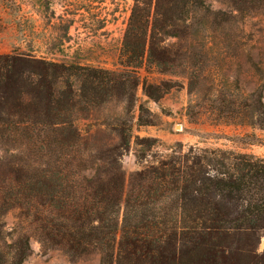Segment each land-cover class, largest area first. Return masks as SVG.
I'll return each instance as SVG.
<instances>
[{
    "label": "trees",
    "instance_id": "1",
    "mask_svg": "<svg viewBox=\"0 0 264 264\" xmlns=\"http://www.w3.org/2000/svg\"><path fill=\"white\" fill-rule=\"evenodd\" d=\"M200 2L170 0L178 9L176 16L158 4L154 34L167 32ZM149 14L133 13L119 71L31 53H0V147L18 143L23 145L19 155H26V162L17 165L19 155L9 159L0 148V167L10 170L2 205L12 198L26 202L29 210L35 207L43 241H52L73 259L99 251L100 264H264V249L259 250L264 158L233 148L181 146L127 176L121 156L134 138L130 123L113 126L119 140L103 143L94 157L87 155L92 145L74 115L115 96L126 101L130 114L139 84L137 68L145 58ZM149 59L159 66L166 61L154 46ZM144 85L152 98V86L148 81ZM255 96V102L231 112L250 114L251 124L257 114L263 128L264 102ZM144 112L141 103L142 126L152 123ZM135 138L140 156L160 141ZM89 162L97 165L92 175L83 172ZM1 216L0 240L9 251L0 244V264H22L31 254L30 237L23 233L6 242Z\"/></svg>",
    "mask_w": 264,
    "mask_h": 264
},
{
    "label": "rangeland",
    "instance_id": "2",
    "mask_svg": "<svg viewBox=\"0 0 264 264\" xmlns=\"http://www.w3.org/2000/svg\"><path fill=\"white\" fill-rule=\"evenodd\" d=\"M158 4L169 15L178 13L170 0H0V53H31L88 69L119 71L130 19L133 13L148 12L151 24L130 114L126 101L115 96L74 115L83 137L91 142L88 157L97 155L95 149L103 143L119 140L113 126L130 123L134 138L121 156L127 176L181 146L233 148L264 158V127L258 115L251 124L250 114L231 112L255 102V95L264 102V0H202L167 32L154 34ZM152 46L157 56L166 58L162 66L148 60ZM145 81L152 86V98ZM141 103L146 109L143 117L152 120L149 125L138 124ZM137 136L160 141L140 156ZM1 145L9 159L23 146ZM18 157L17 165L26 162V155ZM96 166L89 162L83 172L92 175ZM7 168L0 169V213L6 242L23 233L30 237L31 254L22 264H100L99 251L73 259L52 241L44 242L35 207L29 210L26 202L12 198L2 205ZM0 244L9 251L1 240ZM263 249L264 236L259 244Z\"/></svg>",
    "mask_w": 264,
    "mask_h": 264
}]
</instances>
